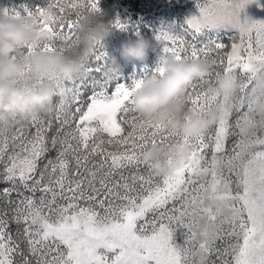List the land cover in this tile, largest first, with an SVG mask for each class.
Returning <instances> with one entry per match:
<instances>
[{
	"label": "snow or ice",
	"instance_id": "1",
	"mask_svg": "<svg viewBox=\"0 0 264 264\" xmlns=\"http://www.w3.org/2000/svg\"><path fill=\"white\" fill-rule=\"evenodd\" d=\"M254 2L197 0L200 15L179 33L154 34L155 66H133L128 75L112 77L98 45L80 74L54 81L60 94L50 110L0 132V264H264V22L241 20ZM100 3L47 0L43 8L24 6V14L0 7L37 25L36 39L10 58L71 52L85 16L103 15ZM112 27L134 26L116 17ZM170 59L214 65L181 99L189 123L222 110L205 135L172 134L136 114V95L165 76ZM221 79L238 82L239 91L209 95ZM179 145L192 154L174 175L144 166L150 147L165 149L171 165Z\"/></svg>",
	"mask_w": 264,
	"mask_h": 264
},
{
	"label": "clouds",
	"instance_id": "2",
	"mask_svg": "<svg viewBox=\"0 0 264 264\" xmlns=\"http://www.w3.org/2000/svg\"><path fill=\"white\" fill-rule=\"evenodd\" d=\"M53 15L49 10L47 18L51 20ZM113 19L110 13L102 16L87 14L79 28L80 44L69 53L36 52L31 57L13 60L10 57L14 53L36 39V21L33 19L25 23L0 14V132H10L17 127V121L23 124L25 120L50 110L53 101L60 94L54 81L57 77L72 80L83 71L98 45L103 44L106 48L107 42L115 33ZM154 51L152 41L145 38L124 44L119 57L110 56V75L122 76L128 63L146 64L149 53ZM26 66L31 70L21 77ZM165 67L166 74L163 78L148 80L136 95V114L146 121L155 120L157 124L165 125L172 134L184 137L207 134L222 118V110L213 108L205 116H193L189 123L184 119L186 108L181 99L186 89L196 80L212 75L214 65L204 60L177 62L170 59ZM41 79L46 83L37 87V82ZM239 87L238 82L221 79L208 87V93L217 96L231 95L237 93ZM170 117L174 119L169 123ZM169 154L172 157L171 165L165 156V149L152 146L144 153L143 164L157 176L174 175L190 159L192 147L179 145Z\"/></svg>",
	"mask_w": 264,
	"mask_h": 264
},
{
	"label": "rangeland",
	"instance_id": "3",
	"mask_svg": "<svg viewBox=\"0 0 264 264\" xmlns=\"http://www.w3.org/2000/svg\"><path fill=\"white\" fill-rule=\"evenodd\" d=\"M206 2L207 0H199V3L202 4ZM26 5L35 10L37 7H46L47 0H0V7H10L20 11L21 14H24L23 8ZM100 8L103 14L110 13L113 18L119 17L122 22H128L134 26L129 31H115L105 48L108 55L119 57L124 44L140 38L149 39L152 41L155 51L149 53L146 64L153 67L161 55L160 45L154 39V34L162 30L179 33L188 19L200 15L197 0H101ZM241 20L264 22V0H256V2L246 5L241 12ZM137 25L139 34L135 27ZM224 39L227 43L226 36ZM121 63H124L122 59ZM141 65L138 62L128 63L124 74L131 73L133 66ZM231 119L235 120L236 114H233ZM229 144H231V139ZM183 242L184 237L180 230L177 232L176 243L182 245Z\"/></svg>",
	"mask_w": 264,
	"mask_h": 264
}]
</instances>
